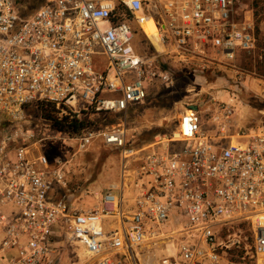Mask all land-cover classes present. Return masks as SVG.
I'll return each mask as SVG.
<instances>
[{"label": "built area", "instance_id": "2783aa9c", "mask_svg": "<svg viewBox=\"0 0 264 264\" xmlns=\"http://www.w3.org/2000/svg\"><path fill=\"white\" fill-rule=\"evenodd\" d=\"M22 1L0 0V264H56L64 240L78 241L89 264H147L144 245L166 249L151 264H264V130L230 135L233 103L187 107L175 131L139 148L125 121L70 133L40 115L60 134L45 135L30 114L43 101L59 120L127 116L154 82L173 83L168 58L206 72L252 53L257 27L235 18L236 0H46L26 18ZM142 15L154 19L161 51L136 47L131 19ZM50 138L79 152L100 139L141 164L84 206L67 160L45 153Z\"/></svg>", "mask_w": 264, "mask_h": 264}, {"label": "rangeland", "instance_id": "374dc122", "mask_svg": "<svg viewBox=\"0 0 264 264\" xmlns=\"http://www.w3.org/2000/svg\"><path fill=\"white\" fill-rule=\"evenodd\" d=\"M235 18L252 19L255 22L258 33L255 51L239 52L230 63L212 65L206 72H196L192 65L168 58L170 68H166L172 71V84L154 82L144 102L130 108L127 116L122 113H108L105 115L113 119L109 120L108 116H104V122L99 125L125 121L129 145L136 148L150 146L157 139L163 140L175 131L180 114L189 104L203 106L209 99L216 98L229 101L236 107L235 125L229 131L230 135L235 134L240 128L248 131L264 130V75L257 70L258 63L264 58V0H236ZM131 24L137 31L136 47L142 53L149 54L150 51L155 53L162 50L151 28L145 23L140 27L135 19H131ZM251 64L253 68H250ZM30 114L34 128L41 129L45 135H60L57 131L45 130L44 122L41 121L35 107L30 109ZM201 115L203 126L215 135L217 127L207 118L206 112H202ZM43 145L50 159L61 157L67 160L69 189L73 198L84 206L96 203V194L101 195L110 185H119L125 172L133 176L141 164V161L134 159L124 162L121 150L107 146L100 139L81 152L73 140L50 138ZM173 227H175L173 223L166 226L167 229ZM243 228L249 235V227ZM61 246V252L55 258L56 264H89V257L78 241L64 240ZM143 247L145 248L141 254L147 264L157 262L166 254L163 247L154 249L145 245Z\"/></svg>", "mask_w": 264, "mask_h": 264}, {"label": "trees", "instance_id": "16d2710c", "mask_svg": "<svg viewBox=\"0 0 264 264\" xmlns=\"http://www.w3.org/2000/svg\"><path fill=\"white\" fill-rule=\"evenodd\" d=\"M45 2L46 0H23L20 5V14L22 18H26L30 16L37 8H39ZM163 65L164 67H169L167 62H164ZM250 68H253L252 64L250 65ZM257 70L260 74L264 75V58L258 63ZM35 108L37 109L38 113L41 116H43L45 119H47L48 121L52 123L55 129L62 131V132H70V133L80 132L93 124L99 125V123L104 122L103 121L104 116L99 118L97 122L91 121L89 118H86V117L82 119H78V120L77 119H67V118L59 120L56 117V113H55L53 105L51 103H46L43 101L38 102L35 105ZM108 118L109 120L113 119V118H110L109 116ZM232 258L235 260H242V253H239L238 255L234 254L232 255Z\"/></svg>", "mask_w": 264, "mask_h": 264}, {"label": "bare ground", "instance_id": "6f19581e", "mask_svg": "<svg viewBox=\"0 0 264 264\" xmlns=\"http://www.w3.org/2000/svg\"><path fill=\"white\" fill-rule=\"evenodd\" d=\"M137 22H138L140 27H142V24L145 23L149 28H151L153 30V32L157 38V41L162 48V45H161L160 39H159V29H158L154 19L152 17L142 15L139 17V20H137ZM188 111H190V109H188Z\"/></svg>", "mask_w": 264, "mask_h": 264}, {"label": "water", "instance_id": "95a60500", "mask_svg": "<svg viewBox=\"0 0 264 264\" xmlns=\"http://www.w3.org/2000/svg\"><path fill=\"white\" fill-rule=\"evenodd\" d=\"M188 108L193 109V110H198V105H196V104H189L188 105Z\"/></svg>", "mask_w": 264, "mask_h": 264}]
</instances>
